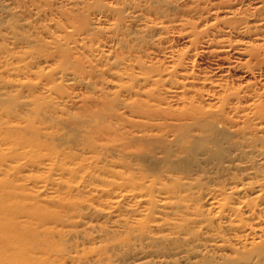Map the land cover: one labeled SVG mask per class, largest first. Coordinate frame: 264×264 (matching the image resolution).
Here are the masks:
<instances>
[{
  "label": "rangeland",
  "instance_id": "374dc122",
  "mask_svg": "<svg viewBox=\"0 0 264 264\" xmlns=\"http://www.w3.org/2000/svg\"><path fill=\"white\" fill-rule=\"evenodd\" d=\"M234 21H241L240 35L213 31ZM207 30L209 36L192 42L190 33ZM208 38L218 43L208 47ZM263 45L264 0H0V151L7 152L17 144L29 149L35 136L37 148L47 156L45 169L26 171L34 177L25 180L6 174V165L13 163L0 161V226L3 229L5 217L13 215L32 233L15 253L41 258L47 253L41 246L47 242L53 254L41 263L34 258L28 264H225L196 231L188 236L198 240L196 243L158 239L145 220L147 204L134 220H124L117 213L99 220L97 211L106 215L112 211L106 204L109 198L89 190H101L99 179L106 176L101 169L137 171L129 154L116 149L124 139L139 134L136 128H144L146 136L153 135L150 141L146 137L151 144L148 154L159 159L153 167L156 171L151 170L163 178L161 187L172 189L181 180L194 188L224 186L230 179L242 180L251 171L264 170L246 146L247 139L264 135L249 132L239 119L247 116L250 128L259 122L252 104L264 106V52L263 60L250 62L247 51ZM182 55L189 59L184 65L200 77L192 84V92H202L205 110L216 103L211 101L212 92L208 93L213 85L202 86L206 78L217 86L249 89L251 99L243 100L240 110L230 114L237 124L226 125L223 133L189 120L141 119L148 127L138 125L140 118L127 110L133 101L160 108L167 105L157 102L158 98L130 97L127 88L134 84L129 76L141 80L143 73L155 78L154 71L167 75L173 70V61ZM86 60H92V65L83 63ZM64 71L77 74L76 80L62 83ZM40 72L54 84L41 78ZM171 76L174 82L181 80L177 73ZM164 82L148 88L170 90L169 81ZM167 98L174 108L173 94ZM202 131L210 137L204 141L192 138ZM182 146L191 151L188 156L182 160L169 157L170 151ZM205 155L212 163L202 161ZM149 175L154 177L151 171ZM211 177L216 180L212 182ZM107 180L123 182L119 177ZM258 181L253 177L245 183ZM20 186L27 189L12 190ZM9 192L15 193L14 199L10 200ZM193 192L183 205L190 207V219L203 205L199 193ZM186 195L184 191L178 194ZM22 199L23 205L17 206L15 201L21 203ZM132 205L122 203L124 209ZM173 210L180 213V209ZM176 219L171 217V222L179 224ZM120 220L122 225L128 221L129 232L113 228L111 223ZM0 236L5 238L1 230ZM5 240L0 239L12 241Z\"/></svg>",
  "mask_w": 264,
  "mask_h": 264
},
{
  "label": "bare ground",
  "instance_id": "6f19581e",
  "mask_svg": "<svg viewBox=\"0 0 264 264\" xmlns=\"http://www.w3.org/2000/svg\"><path fill=\"white\" fill-rule=\"evenodd\" d=\"M240 25L241 21H234L227 24L223 30L215 27L213 31L217 35L223 33L240 35ZM208 31L209 30L200 33H195V31H193L190 33L193 38L192 42H199L200 37L209 36ZM207 41L208 47L218 43L209 38ZM262 52H264V45L256 47L251 46L247 51L250 62H260L263 60ZM185 55L179 56L177 60L173 61V70L167 73V75L154 71L155 78L143 73H141V75H143L141 80L137 77L129 76L134 84L127 88V94L130 97H147L148 99L158 98L157 102L159 100L161 103L167 105L165 108L143 104V102L135 100L133 104L127 106V110L134 117L140 118L137 122L139 126L143 125L148 127L145 121H155L159 119L180 122L189 120L196 125L202 126L201 128H213L219 133L225 132L227 130L226 125L231 126V124H237V122L230 117V114L240 110V105L243 100L251 99L248 95L249 89L242 91L241 89L230 88L227 85L217 86L206 78L202 86L206 84L213 85L211 87L214 88V90L208 91V93L212 92L210 96L211 101H216V103L213 105L208 104V109L205 110L203 107L205 100L202 92L200 90L192 92L194 88L192 84L199 81L200 77L196 75L193 70H190L184 65L186 64L185 60L188 59ZM84 62L88 65H92L93 63L92 60H86L83 61V63ZM194 62L195 61L191 63L193 64ZM219 68H223V65ZM172 73L179 74V79L181 80H176L174 82L171 76ZM39 75H42L41 78L49 80V83L54 84L53 79L45 75V73L40 72ZM61 75L60 81L62 83L64 81H75L77 78V74L75 75L65 71L62 72ZM115 76L122 81L119 75L116 74ZM164 81H169L171 85L170 90L162 89V91L159 92L149 90V85L154 86ZM165 84L167 83L164 82L162 85L163 88ZM134 86H137V88ZM217 89H220V92L217 91ZM172 94L176 102L174 108L169 106L170 102L167 98ZM105 95L109 98L115 97V94L111 95L105 93ZM260 97H262V95H260ZM217 103L220 104V106L216 108ZM252 105L255 108V113L259 122L253 125V128H250L248 126L249 118L247 116L244 117L245 119L242 117L239 119L243 121L244 126H246L245 128H247L249 132L256 131V134L259 133L264 135V106L256 104L255 102ZM20 106L21 105H19V107ZM25 106L26 104H23V108ZM136 129L139 134L124 139L119 145V149H116L118 152L129 154L132 162L138 167L137 171L135 173H121L118 171H105V169H101L100 172L106 174L105 177L99 179L103 184L101 190H99V187H96L94 190H89L96 194L100 193V195H106V197L109 198L106 204L112 211L107 213L109 215H106V213L102 211H97V218L99 220H104L110 218L114 213H117L121 217H124V220H134L135 217H137L138 210L147 204L149 206V211L145 215V220L151 225V230L159 236L157 237L158 239L160 238L162 241L170 240L181 241L183 243H196L198 240L188 237L192 235V231H196L197 233L195 234L205 238L204 240L206 243L214 249L219 257L217 258L224 261L225 264H264V170L259 172L255 170L254 172L251 171L242 180L230 179V182L224 186L220 185L213 187L201 185L199 188H194L192 183L183 184L181 180L179 185L172 189L165 186L161 187L164 181L163 178L151 170L154 169V166L158 165L159 159L157 156L148 154L150 153L149 148L151 147L148 140L150 141L153 135L150 134L146 136L144 128ZM32 137L33 141L30 140L29 149L17 144L12 148L10 147L7 152L0 151V161L3 162V164L7 162L13 163L11 166L6 165V168L3 170L6 174L13 173L16 176L19 175L18 179L25 180L23 178L32 179V177H34V175L28 174L26 171L38 173L41 169H45L47 165L45 164L43 166V162L46 160L47 156L43 155L37 148L38 145L35 141L36 137ZM208 137H210V134L206 131L192 135V138L198 141H204ZM247 140V148H250L251 151L257 155L259 167H264V137L252 136L251 139ZM93 148L94 146L91 144L90 149ZM170 152L171 154L169 157L175 155V157H178V160H182L191 153L186 146H182L178 150ZM51 155H53V153H50V157ZM22 160H24V162L20 163ZM60 160L61 158L58 161ZM202 161L212 163L211 158L209 159L206 155ZM3 164L0 165L3 166ZM149 171L152 172L154 177L149 175ZM186 172L189 173V171ZM25 173H27L28 176L22 175ZM94 174L97 173L95 172ZM100 174L102 173L98 175ZM108 177H119L123 182L108 181ZM253 177L261 181L245 183V181L253 180ZM184 179L190 180L192 178ZM214 179V177H211L212 182ZM83 187L85 189L88 188L87 186ZM26 189V187L22 188L20 186L12 190H20L23 192ZM183 191L187 192V195L184 198L179 197L178 194ZM193 191L199 193V197L203 199V205L197 210L195 218L190 219L188 213L190 207L183 205L189 202V198L194 194ZM14 194V192H9L10 200L14 199ZM37 194L38 193L35 192V195ZM249 195H252V199H248ZM171 199H177V201L171 203ZM126 202L133 204L130 206L131 209H124L122 207V203ZM15 203H17V206H21L23 205V199L21 203L18 200L15 201ZM67 203L73 206L71 200H68ZM9 204L11 203L9 202ZM173 208L180 209V213L177 214ZM168 210H170V212H168ZM23 216L25 215L23 214L21 218ZM171 217H177L175 221L177 223L180 222V225L172 223ZM5 219L6 220L3 222V229L0 226V230L5 238L0 236V239H12V241L9 243L0 241V264H28V262L34 258L37 262L41 263L43 260L49 258L50 253L53 254V249L51 250L52 246L45 242V244H43L44 246L41 247L46 248L47 253H43L41 258L35 256H18V254L15 253L16 249L20 245L25 244V241L32 236V233L31 231H27V233L24 229L27 228L26 223L24 222V224H22L16 221L18 218L15 219L13 215L5 217ZM127 222L128 221H124L122 225L120 220L113 221L111 224L113 228L125 229L129 232L130 230H128L125 225ZM41 224H43V222H40V225ZM34 234L37 233L34 232L33 235ZM44 263L46 264V262Z\"/></svg>",
  "mask_w": 264,
  "mask_h": 264
}]
</instances>
